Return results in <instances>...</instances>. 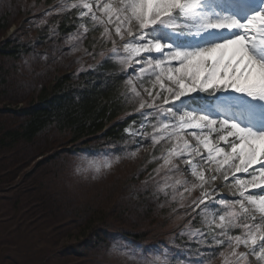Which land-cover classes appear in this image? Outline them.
<instances>
[{
  "label": "snow or ice",
  "instance_id": "obj_1",
  "mask_svg": "<svg viewBox=\"0 0 264 264\" xmlns=\"http://www.w3.org/2000/svg\"><path fill=\"white\" fill-rule=\"evenodd\" d=\"M65 12L76 28L66 48L52 51L73 55L90 32L99 36L85 56H102L98 43L111 45L105 63L120 66L125 100L138 113L122 137L135 147L119 151L132 159L150 145L159 153L151 155L161 178L154 194L180 197L192 219L177 237L201 258L172 247L150 256L126 242L113 250L146 264H264V0H61L44 16ZM87 159L99 175L121 156L108 150ZM180 164L191 181L173 178ZM224 187L238 195H221ZM197 218L201 227L192 224Z\"/></svg>",
  "mask_w": 264,
  "mask_h": 264
},
{
  "label": "rangeland",
  "instance_id": "obj_2",
  "mask_svg": "<svg viewBox=\"0 0 264 264\" xmlns=\"http://www.w3.org/2000/svg\"><path fill=\"white\" fill-rule=\"evenodd\" d=\"M60 2L0 3V42L21 25L26 26L33 42L18 56L0 53V137L6 130L21 126L24 119L18 109L36 101L42 89L54 85L57 77L71 75L75 82L90 73L122 75L114 60L105 63L111 55L110 44H96V52L103 51V55L95 59L83 54V49H92L98 32H90L81 51L66 58L52 51L67 47L64 38L75 31L76 18L69 12L34 18ZM64 19L66 29L62 30ZM50 29H55V36ZM117 47H122L119 41ZM44 53H48V60L40 59ZM77 58H82L81 62L73 63ZM126 93L124 82L122 95ZM126 104L130 108L127 113L138 117L134 103ZM69 137L51 126L34 141L23 140L13 147L0 143V264H146L113 250L114 245L125 242L150 256L172 247L190 250L192 261L201 258L192 241L177 237L192 219L179 207L180 197L164 200L154 194L161 179L152 172L157 165L151 155L159 154L155 149L148 145L129 159L119 150L131 151L135 147L132 140L115 144L110 138H101L70 145ZM108 150L120 154V161L111 170L94 175L88 156ZM180 169L173 178L193 179L183 164ZM221 195L235 198L238 191L224 187ZM198 220L192 224L201 227ZM211 264H222V258L213 259Z\"/></svg>",
  "mask_w": 264,
  "mask_h": 264
},
{
  "label": "trees",
  "instance_id": "obj_3",
  "mask_svg": "<svg viewBox=\"0 0 264 264\" xmlns=\"http://www.w3.org/2000/svg\"><path fill=\"white\" fill-rule=\"evenodd\" d=\"M43 17L42 12L34 19ZM61 29H66V19L61 21ZM32 43L26 26L21 25L0 42V53L18 56L30 49ZM105 75L90 73L88 78L83 76L81 81L75 82L71 80V75L57 77L54 85L42 89L36 101L18 109L17 112L24 119L21 126L6 130L0 137V143L13 147L23 140L31 142L51 126L65 131L70 136V145L87 144L101 138H110L115 144L123 142L125 139L122 137L126 136L124 130L137 115L127 113L130 108H127L122 95L124 80L121 75Z\"/></svg>",
  "mask_w": 264,
  "mask_h": 264
},
{
  "label": "bare ground",
  "instance_id": "obj_4",
  "mask_svg": "<svg viewBox=\"0 0 264 264\" xmlns=\"http://www.w3.org/2000/svg\"><path fill=\"white\" fill-rule=\"evenodd\" d=\"M242 175V174H241Z\"/></svg>",
  "mask_w": 264,
  "mask_h": 264
}]
</instances>
